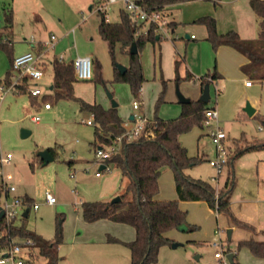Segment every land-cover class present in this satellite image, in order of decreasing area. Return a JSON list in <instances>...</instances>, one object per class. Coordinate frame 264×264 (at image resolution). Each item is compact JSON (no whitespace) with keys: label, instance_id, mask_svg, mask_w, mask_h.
Here are the masks:
<instances>
[{"label":"rangeland","instance_id":"obj_1","mask_svg":"<svg viewBox=\"0 0 264 264\" xmlns=\"http://www.w3.org/2000/svg\"><path fill=\"white\" fill-rule=\"evenodd\" d=\"M62 1L66 2L61 7L55 1L53 5L56 6L49 16V20L59 27L57 31H53L56 34V47L43 48L44 75L39 80L28 81L30 89L40 87L42 90L37 98L38 105L32 104L29 91L18 92L16 88H11L0 107L3 153L11 152L13 155L9 162H0V181L2 175H11L9 184L17 187L16 194L29 193L34 202L40 204L37 210L32 207L25 220H22L23 212L20 207V215L15 220L17 224L24 223L27 229L37 233L45 241H55L58 232H62V242L56 248L58 264H131L130 249L124 242L135 239L136 231L133 226L112 220L87 222L82 216L84 201L112 200L125 192V188L121 185L120 170L112 164L110 170H101L102 176H96L100 164L96 161L95 145H100V140L95 134V125L86 123L90 118L95 122V117L83 107L79 98L108 108L112 106V99L108 94L112 93L113 99L118 102V110L125 120L126 129H134L139 116L155 119V107L163 90L164 80L165 102L158 115L162 118L177 117L182 112L177 85L184 95L190 97L199 89V77L206 73L213 74L217 66L222 77L211 84L209 104L216 108L218 118L212 119L209 127L194 126L180 136V141L191 156L198 157V162L187 169L188 174L196 179L207 180L217 190H221L224 179L231 171L229 160L218 175L217 169L210 164V159L216 157V145L208 133L218 125L228 133L223 143L231 157L235 155L234 140L243 134L249 139H264V121L260 117L264 115V81L241 71L239 63L242 60L239 58L243 56L238 54L239 58L232 60L224 52L225 49L231 50L230 48H224L221 53L215 50L207 40L206 26L199 23L198 19L213 16L217 20L218 31L241 30L243 35L248 36L246 39H251L259 35L260 18L251 8L250 0H220L217 4L209 0L179 2L173 9V19L180 23L179 27L175 31L167 28L161 33L163 36L159 42H148L140 53L145 81L140 95L135 96L129 83L113 81L114 66H129L131 53L117 50L114 63L109 47L99 33L100 12L94 5L90 7L93 2ZM22 4L20 14L23 20L35 22L44 15L39 0H27ZM110 8L107 19L118 21L123 4L117 3ZM4 21V17L0 18V23ZM73 28L74 33L71 31ZM16 29L20 31L21 24ZM186 34H194L196 38L187 39ZM54 55L63 56L67 61L79 55L94 57L93 77L75 83L77 99H43L45 94L52 93L50 87L54 82ZM6 58H9V52L0 44L1 66ZM186 69L194 74L195 80L183 78L178 82L177 76L185 77ZM8 70H11V66L2 71L4 73L0 75V80ZM249 79L252 83L247 86ZM134 100L141 103L140 109L133 108ZM45 102H50L52 108L46 109ZM247 102L257 109L253 116L244 110ZM33 115H38L40 120L35 121ZM130 115H134L137 121L130 120ZM23 129L30 130L31 133L24 137ZM50 147L55 149L56 156L48 164H42L38 153ZM263 159L264 149L248 151L239 156L231 168L235 174L231 175V180L235 183L232 191L233 209L243 212L241 214L256 225L261 221L259 218L264 217ZM159 182L158 198L178 201L180 207L188 212L186 227L190 224L196 228L193 231H169L168 236L182 244L176 248L172 245L165 246L155 264H230L227 258L229 252L237 253L235 260L240 264H256V261L264 264V257H258L248 247L237 244L239 238L243 237L241 232H236L229 240L228 215L209 208L206 202L179 200L175 197L172 168L166 167L163 170ZM47 192L55 195L57 201L54 204L45 202ZM4 200L3 196L1 201ZM110 237L124 242H113ZM15 240L22 241L23 238L17 237ZM221 249L226 258L219 259L215 256ZM31 251V256L28 249L23 251L24 257H27L25 264H45L46 258L38 254L39 246L33 247Z\"/></svg>","mask_w":264,"mask_h":264},{"label":"trees","instance_id":"obj_2","mask_svg":"<svg viewBox=\"0 0 264 264\" xmlns=\"http://www.w3.org/2000/svg\"><path fill=\"white\" fill-rule=\"evenodd\" d=\"M183 1L192 0H143L149 12L160 11ZM217 4L220 0H209ZM250 4L256 15L260 18V32L258 37L246 39L236 30L220 33L217 29V20L213 16H203L198 22L207 28V40L217 50L222 45L235 48L244 54L249 62L244 66L248 76L264 81V0H250ZM93 7V6H92ZM8 23L12 22V13L3 10ZM121 17L118 21H109L103 13L98 24L101 38L107 43L110 55L115 63L117 50L122 53H130L131 45L136 42L139 48L137 54H131L130 65L125 72H121L117 65L114 66L113 81H122L130 84L132 93L139 96L142 90L145 76L140 53L148 43H156L161 40L162 34L157 31V24L135 23L129 13L121 9ZM177 24L170 21L168 27ZM141 29V33H137ZM159 36V37H158ZM0 44H2L0 42ZM7 46L6 44H2ZM94 62V61H93ZM54 82L52 93L45 94L43 99H77L75 96V83L78 79L74 73L73 61L60 60L54 58L53 63ZM10 71L4 81H9ZM93 77V76H92ZM189 73L187 79H191ZM221 78L216 71L213 74H206L201 78L204 86ZM251 80V79H249ZM166 81H163L157 103L154 123V136L142 135L132 141H124L121 151L107 162L122 174L121 185L125 192L120 193L121 200L112 202L111 200L84 201L82 203V216L87 222H94L100 219H109L115 222L126 223L134 227L136 231L135 239L129 242L121 241L118 238L110 237L113 242H124L130 249L131 264H155L158 262L159 253L162 247L171 246L174 242L168 236L173 229L183 231H193L196 226L187 224V210L180 207L176 200H161L160 177L166 167L174 171L175 186L179 200H204L217 212L225 213L232 222L249 226L238 220L230 208L231 193L235 183L231 180L236 159L245 152L251 150L264 149V139H249L244 134L234 140V156L228 155L230 176L221 190H217L215 185L207 180L196 179L187 173V169L198 162V157L191 156L186 146L180 141L183 133L189 132L194 126H203L206 119V111L211 106L209 102H204L200 98L182 104V112L173 118H162L158 115L161 105L165 102ZM23 91L28 88L23 86ZM33 105H38V96L30 94ZM83 107L90 110L95 116V134L100 140V145L110 144L114 139L123 134L126 130L125 121L120 115L118 106L104 107L98 103H89L79 98ZM46 103V102H45ZM264 121V115L260 116ZM95 145V149L100 146ZM51 154L56 156L55 149L49 148ZM230 158V159H229ZM39 160L44 164L43 160ZM233 170V173H232ZM231 180V181H230ZM4 188L0 181V194ZM26 201L33 202V198L24 195ZM29 216V215H28ZM27 216V217H28ZM22 217V220L27 218ZM0 246L8 245L12 239L17 237L31 238L34 246H39L38 254L46 258L45 264H58L59 255L56 248L62 242V232L59 231L55 241H45L37 233L26 228L24 223L17 224L15 220L8 223L5 217H0ZM195 242V241H190ZM239 246L248 247L255 255L264 257V241L251 238L239 242ZM234 253V261L230 264H240Z\"/></svg>","mask_w":264,"mask_h":264},{"label":"built area","instance_id":"obj_3","mask_svg":"<svg viewBox=\"0 0 264 264\" xmlns=\"http://www.w3.org/2000/svg\"><path fill=\"white\" fill-rule=\"evenodd\" d=\"M117 3L123 4V8L121 9L129 13L131 19L137 24L144 23L145 25H149L151 23H155L157 24V31L159 33L165 32L168 27L167 25L170 22V19L167 11L163 9L160 11L149 12L143 3V0H96L94 6L98 12L103 13L107 18L110 15V7L112 5H116ZM3 14V9L0 8V18L3 17ZM71 31L74 33L75 28ZM137 33H141V29H138ZM192 36L194 37V35ZM55 40L56 35L52 34L50 42L48 43L51 48L55 47ZM42 54L43 51H28L14 57L10 70L9 81L0 82V107L11 88H16L18 92H21L23 91V86H26L30 94L36 96H40L42 94L40 87L30 89L28 82L29 79L39 80L43 77V66L45 62L43 61L44 58ZM58 59L64 60V57L61 56ZM72 61L74 73L78 80H88L92 78L94 57L90 55H79ZM251 83V80L246 82L247 85H250ZM140 105L139 101H133V108L135 110L140 109ZM44 106L45 108H51L52 104L50 102H46ZM93 116L95 115L93 114ZM217 118L218 112L216 108L207 109L206 119L203 125L209 127L211 126L210 121ZM33 119L35 121H39L40 117L38 115H33ZM135 120L136 118L134 117V121ZM86 123L88 125H94L95 122L93 118H90L86 120ZM152 123H154V120H150L145 116H139L137 125L134 129H126L125 132L117 136L112 143L98 146L96 149V161L100 164V166L104 165V168H100V170L96 172V175L100 176L102 174L101 170H110V164L107 162V159L121 151L122 144L125 140L132 141L142 135L154 136ZM208 134L212 136V141L216 145V157L214 159H210V164L217 169L219 175L224 170L228 162V149L223 143V140L227 138V132H225L221 126L218 125L216 128H211ZM12 157L13 155L11 152L6 154L3 153V145L0 137V162H9ZM11 180V175H2L4 188L0 194V206L4 210V217L8 223L18 218V215H20V207H22L23 213L21 215L23 217L25 209L33 207V209L36 210L40 206L39 203L34 201L29 203L26 201L25 196L16 194L17 187L13 184H9ZM216 180H219V176L216 177ZM3 196L5 197L4 202L1 201ZM56 201L57 199L55 195L51 192L46 193V203L54 204ZM1 235L2 233L0 232V236ZM33 247H35L34 240L31 238H23L22 241L12 239L10 244L0 246V264H25L27 257H24L23 251L24 249H28L29 256H31V253H33L31 250ZM216 257L219 259L226 258L222 249L216 252Z\"/></svg>","mask_w":264,"mask_h":264},{"label":"crops","instance_id":"obj_4","mask_svg":"<svg viewBox=\"0 0 264 264\" xmlns=\"http://www.w3.org/2000/svg\"><path fill=\"white\" fill-rule=\"evenodd\" d=\"M24 1H27V0H19V1H17V0H2V2L0 1V3L2 4V5L0 4V8H2L3 10H7L8 12H11L12 13V22L11 23H8V21L6 20L5 15L3 16L5 18V21L3 23H0V42L2 44H6L7 43V46H4V47L9 52V58L8 59L7 58L5 59V61L2 64V66L0 65V67H1V69H0V75H3L4 72L2 73V71H5V69H9L10 66H12L11 65L12 64V61H13L14 57L17 56L16 55L17 52H20L21 54L22 53H25V52H28L30 50H32V51H39L40 52V51H43V48L46 47V46H48L49 48L51 47L50 44H48L50 42V37H51L52 34L56 35L55 33H53V31H55V30L57 31L59 29V27H58L57 24H53V22L51 20H49V16L52 15L53 10H54V7L56 6V5H53V4H55V1H58V5H57L58 7L59 6L61 7V4L64 3V2H66V1H62V0H39L40 7L43 8L44 15L42 14V16H40L39 19H37L35 22H32V21L29 22L28 19H24L23 20L21 18V14H20L21 7L23 6L22 2H24ZM90 1L93 2V4L90 6V7H92L96 1L95 0H88V2H90ZM67 2H68V0H67ZM88 2H87V4H88ZM177 4H174V5L170 6L169 8H166L165 9L167 11L168 15H169L170 21H175L177 23V24H175V25H173L171 27H167L168 29H171L172 31H175L179 27V25H180L179 22H177L175 19H173L174 18L173 17L174 16L173 9H174L175 5H177ZM250 6H251V4H250ZM18 24H21L20 31H18L16 29V26ZM15 31H16V33H15ZM226 32H228V31H226ZM226 32L222 31L220 33H226ZM238 32L240 33V35L242 37H244V38L245 37H248L246 35H243V33H242L241 30H239ZM192 35H194V34H192ZM192 35L189 36V37H187V34H186V38L187 39H195L196 37H193ZM159 41L160 40H158L157 42H159ZM54 42H55V47H56V40ZM55 47H53V48H55ZM53 48H51V49H53ZM224 48H230L231 49V50L225 49L224 52L225 53H228L230 55V57H231L232 60H234V58L238 59L239 58L238 54L240 56H243L242 58H239V59L242 60L239 64L241 65V71L243 73H245V75H248L247 72L244 69V66L246 64H248V62H249L248 58L244 54H242L241 52H239L238 50H236L235 48H233L231 46H227V45L220 46L217 49V51H219L221 53V52H223ZM54 58H59V57H57L56 55H54ZM54 58H53V60H54ZM9 71L10 70H8L6 72L5 76L3 77V79L0 80V82H2V81L5 80V77H6V75L8 74ZM215 71L219 75H221L217 71V66H215ZM189 73H191V72L188 69H186V75H185V77H182V76L179 75V76H177L176 80L178 82H180V80L183 79V78L184 79H187ZM191 74H192V78L191 79H187V80H195L194 74L193 73H191ZM206 74H209V73H206ZM203 76L204 75H202V76L199 77L198 82H197L199 89H198V91L194 95L190 96L191 100L192 99L193 100H196V99L200 98V96H201V94L203 92V87H204L202 85V83H201V78ZM221 77H222V75H221ZM261 82H263V81H261ZM212 83H210V88H211V84ZM247 86H250V85H247ZM50 88L52 90V86ZM140 107H141V105H140ZM51 108H46V109H51ZM256 111H257V109H256ZM132 116L133 115H130V117H129L130 120H134V118L131 119ZM227 135H228V133H227ZM228 155H230V151L228 152ZM101 166H100V168H101ZM101 169H103V168H101ZM230 175L231 174L228 173V175L226 176V178L223 181L224 184L229 179V176ZM100 176H102V174ZM224 184H223V186H224ZM175 190H176V186H175ZM24 195L30 196L29 193H25V194H23V196ZM158 196H159V194H158ZM176 196L178 198L177 191H176L175 197ZM33 201H34V199H33ZM198 201L206 202L204 200H198ZM246 202L248 203L247 200H246ZM206 204L208 205L207 202H206ZM209 208H211V207L209 206ZM230 208H231V211H232L233 215L238 220H240L243 223H246V224L249 225V226H241V225H238V224L232 222V220L230 219V217L227 216L228 217V220H229L228 226L230 228H232V231H233L232 232V237L236 234V232H239V233L241 232L240 234H241V236H243V237L239 238V240L237 241L238 242L237 244H239V242L242 241V240L251 239V238L257 239L259 241H264V217L263 218H259L261 221H259L258 225H256L253 222H251L250 219H248L246 216H244L243 215L244 214L243 212H241V213H243V214H241L240 212H238V210L233 209L232 193H231V199H230ZM27 209H29V212H28V215H29L30 210L32 209V207H29ZM100 220H109V219H100ZM190 241H196V240H190ZM164 247H162L161 250ZM235 254L237 255V253H235ZM215 256H216V254H215ZM247 256H250V255L247 254ZM197 257H200V255H197ZM258 257H261V256H258ZM256 264H263V263H261L260 261H256Z\"/></svg>","mask_w":264,"mask_h":264},{"label":"water","instance_id":"obj_5","mask_svg":"<svg viewBox=\"0 0 264 264\" xmlns=\"http://www.w3.org/2000/svg\"><path fill=\"white\" fill-rule=\"evenodd\" d=\"M190 35L187 34V37H189ZM159 37V36H158ZM139 52V48H138V45L136 42H134L131 47H130V53L131 54H137ZM117 67L120 69L121 72H125L127 70V67L123 64H117ZM109 97L112 99V106L113 107H117L118 106V102H116L114 99H113V95L112 93L109 92ZM177 95H178V100L181 104H184V103H189L191 101V98L190 97H187L186 95H184L181 91H180V88L179 86L177 85ZM210 98H211V93H210V83H206L203 87V92L200 96V99L204 102H209L210 101ZM244 110L246 111V113H248V115L250 116H253L256 112V108L250 103V102H247V104L245 105L244 107ZM134 118V115L131 117V119ZM31 133L30 130H27V129H23L22 131V135L25 137V136H28L29 134ZM39 157L43 160L44 164H48L49 162H51L52 160H54V156L51 154L50 150L49 149H44L42 151H40L38 153ZM101 168H104V165L101 166ZM121 200V196L120 195H117L115 196L111 201L114 203V202H118ZM28 212H29V209H26L24 211V216H28ZM4 216V210L1 208L0 206V217H3ZM232 228H229L227 230V235H228V238L229 240L232 239ZM182 243H179V242H173L172 243V246L174 248L180 246ZM227 258L229 260V263H233L234 261V252H229L227 254Z\"/></svg>","mask_w":264,"mask_h":264}]
</instances>
